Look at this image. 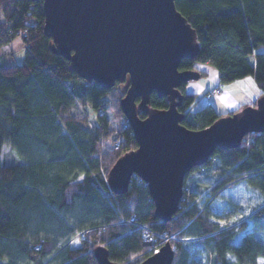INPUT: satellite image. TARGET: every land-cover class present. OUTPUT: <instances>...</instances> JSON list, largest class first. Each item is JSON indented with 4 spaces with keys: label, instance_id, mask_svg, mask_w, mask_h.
I'll use <instances>...</instances> for the list:
<instances>
[{
    "label": "trees",
    "instance_id": "trees-1",
    "mask_svg": "<svg viewBox=\"0 0 264 264\" xmlns=\"http://www.w3.org/2000/svg\"><path fill=\"white\" fill-rule=\"evenodd\" d=\"M175 6L198 43L196 58L181 59L178 69L209 62L220 83L252 76L264 95V0H175ZM43 24L42 0H0V264H98L96 246L107 249L111 262L137 264L165 241L174 248L171 264H264V200L250 214L252 227L222 224L211 209L223 189L240 181L264 199V133L249 132L234 148L218 147L189 170L180 206L164 222L139 177L132 176L122 194L107 184L115 160L137 146L120 108L121 83L103 89L80 78L53 52ZM18 35L25 52L14 63ZM184 84L177 109L189 129L242 108L218 112L208 102L193 109L197 94ZM168 104L166 96L151 93V108ZM80 106L94 112L91 122ZM9 150L22 161L5 164ZM143 227L157 239H145Z\"/></svg>",
    "mask_w": 264,
    "mask_h": 264
},
{
    "label": "water",
    "instance_id": "water-1",
    "mask_svg": "<svg viewBox=\"0 0 264 264\" xmlns=\"http://www.w3.org/2000/svg\"><path fill=\"white\" fill-rule=\"evenodd\" d=\"M42 4L43 31L52 38L53 52L69 60L80 78L110 89L128 77L119 103L137 146L115 160L107 184L122 194L131 177H139L162 221L178 210L189 170L206 163L218 147L234 148L247 133H264V95L205 128L189 129L181 123L178 87L201 73L178 69L181 59L196 58L198 43L175 0H42ZM152 92L166 96L168 107L151 108ZM94 255L98 264H117L108 259L104 246H96ZM173 257L174 248L165 241L137 264H171Z\"/></svg>",
    "mask_w": 264,
    "mask_h": 264
},
{
    "label": "rangeland",
    "instance_id": "rangeland-1",
    "mask_svg": "<svg viewBox=\"0 0 264 264\" xmlns=\"http://www.w3.org/2000/svg\"><path fill=\"white\" fill-rule=\"evenodd\" d=\"M16 41L20 44V46L14 47L12 45V47L14 48L12 61L14 63H20L23 59L25 50L23 42H21L19 38H17ZM194 66L197 69L204 71L205 74L198 79L189 80L184 84V88L186 91L194 92L197 94L198 102L193 106V109L200 107L204 103L212 102L218 94L215 92H218L219 90L222 91L219 95H222L223 97L227 96L228 91L230 89L233 90L235 88V84H237L231 82L220 83L218 80L216 68L209 62L195 61ZM247 77L248 80L252 79L254 82L252 76ZM128 82V77H126L125 81L120 85L122 90L126 89V87L128 86ZM205 90H209L210 94L209 92L203 94V91ZM243 91L244 88L239 92L232 91V97L235 99H241L239 97H241ZM245 91L247 98L255 97L256 94L257 96H259V90L255 83L254 85L252 84V86H245ZM212 94L214 96L210 98ZM252 101L244 103L240 106L243 107L245 105H253L251 104ZM218 110L221 112L223 111V108L218 107ZM21 161L22 159L16 154L14 150H9L4 155L5 164L18 163ZM205 178H209V175H206ZM263 200L264 199L257 193L256 190L248 188L244 181H240L233 188L223 189L220 195L212 201L211 209L213 213L220 216V222L222 224L231 223L235 226H238L241 222L245 221L248 227H252V216H250V214L252 213L254 207L257 204L261 203ZM260 233L264 238V229L260 230ZM167 239L168 237H163V240ZM235 241H238V238H236Z\"/></svg>",
    "mask_w": 264,
    "mask_h": 264
},
{
    "label": "crops",
    "instance_id": "crops-1",
    "mask_svg": "<svg viewBox=\"0 0 264 264\" xmlns=\"http://www.w3.org/2000/svg\"><path fill=\"white\" fill-rule=\"evenodd\" d=\"M12 45L14 47H19L20 46V44L16 40H14V42L12 43ZM231 83H237V84H235V88L233 90L230 89L228 91L227 96L223 97L222 95H219L222 92L221 90H219L218 92H215V93H218V94L213 99V101L211 103L214 105V107L216 108V110L218 112H220L218 110V107L223 108V111H221V112H227V111H231V110H234V109L238 108L240 105H242L244 103H247V102H250L252 100H255L258 97L257 94H256L255 97L247 98L246 91H245V86H247V85L252 86V84L254 85V82H253L252 79L251 80H248V77H245V78H241V79L234 80ZM243 88H244V91L241 94V97H239L241 99H235V98L232 97V91L233 92H235V91H238L239 92V91H242ZM213 96L214 95L212 94L210 96V98L213 97Z\"/></svg>",
    "mask_w": 264,
    "mask_h": 264
},
{
    "label": "built area",
    "instance_id": "built-area-1",
    "mask_svg": "<svg viewBox=\"0 0 264 264\" xmlns=\"http://www.w3.org/2000/svg\"><path fill=\"white\" fill-rule=\"evenodd\" d=\"M22 36H23V37L26 36L25 32L22 33ZM17 38L20 39L21 36L18 35ZM208 92H209V94H210V91H208ZM80 109H81V114H82L83 116H86L87 119L91 122V119L93 118L94 112H92L90 109H88V108L85 107V106H80ZM123 221H124V220H123ZM130 221H134V217H133V216L130 218ZM143 228H144V229H143L142 233H143V237H144L145 239H147V240H149V241H153V240H156V239H157V235H156V233H155L154 231L148 229L147 227H143Z\"/></svg>",
    "mask_w": 264,
    "mask_h": 264
}]
</instances>
